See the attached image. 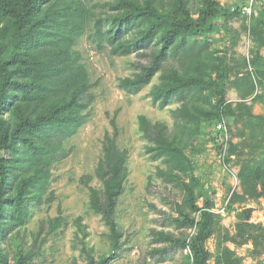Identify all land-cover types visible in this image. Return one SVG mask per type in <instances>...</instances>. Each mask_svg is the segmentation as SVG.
Returning <instances> with one entry per match:
<instances>
[{
    "label": "trees",
    "instance_id": "16d2710c",
    "mask_svg": "<svg viewBox=\"0 0 264 264\" xmlns=\"http://www.w3.org/2000/svg\"><path fill=\"white\" fill-rule=\"evenodd\" d=\"M93 1L0 0V264H35L40 248L12 261L2 246L16 240L17 230L28 224L34 208L55 200V194L49 193L53 169L70 156L66 143L88 122L95 84L76 49L84 36L100 52L109 48L115 57L136 54L149 59L139 72L119 79L120 89L138 94L161 72L150 93L153 103L160 108L179 104L171 110L173 130L163 121L138 117L147 153L166 165L158 169V176L181 195V201L171 203L173 213L159 210L177 233L153 229V242L159 246L148 255L165 259L187 251L189 264H212V259L213 264H243L244 258L229 248L220 245L216 255L208 249L209 240L221 228V216L214 212L212 197L203 198L205 184L191 156L203 154L207 142L215 141L211 131L221 134L218 125L224 122L228 129L230 119H247V126L257 125L264 132V117L254 115L247 103L251 96L264 103L263 95L256 93L264 84L258 69L263 57L256 54L239 65L227 52L213 47L212 37L221 33L218 22L239 17L241 7L232 11L221 0ZM257 16L251 27L255 40L257 26L264 27L263 8H258ZM260 41L263 46L264 39ZM169 60L176 65L165 69ZM229 87L240 93L236 105L227 99ZM118 114L111 117L112 130L104 136L94 173L81 180L89 192L88 208L107 227L109 241L108 252L96 256L87 245L89 233L79 217L75 249L85 264H112L124 246L118 207L130 171L129 152L118 142ZM198 140L202 145H196ZM226 144L224 161L229 163L241 153V145L231 138ZM238 177L243 192H232L229 211L238 202L264 198V149L242 159ZM95 179L99 187L91 185ZM252 213L251 208L242 209L236 233L225 239L240 247L251 245L250 256L258 260L264 255V225L252 223ZM61 214L49 220L50 233L67 224Z\"/></svg>",
    "mask_w": 264,
    "mask_h": 264
},
{
    "label": "rangeland",
    "instance_id": "374dc122",
    "mask_svg": "<svg viewBox=\"0 0 264 264\" xmlns=\"http://www.w3.org/2000/svg\"><path fill=\"white\" fill-rule=\"evenodd\" d=\"M98 0L93 1V3ZM247 0H221L225 6H230L232 11L238 7H244ZM264 10V0L256 5ZM241 15L231 20L222 19L218 22L221 33L212 37L215 48L227 52L229 57L236 63L249 60L256 54L263 59L259 60L258 69L263 74L260 78L264 83V45L260 46V39H264V27L257 26L258 34L256 40L251 33V27L255 26L258 16ZM76 49L81 52L83 62L86 64L91 80L95 84L92 93L95 102L89 112L88 122L77 134L68 140L65 147L71 151L70 156L63 162L57 164L53 169V178L50 192L55 194V200L50 204L33 209V214L28 224L16 232V240L10 239L3 244V248L10 254L12 261L23 260L24 254L30 250L37 251L38 257L35 264H85V258L81 252L75 249L77 226L75 221L81 217L82 223L87 226L89 233L87 245L93 248L96 256L106 254L109 250L107 239L108 229L101 218L91 212L88 208L89 192L82 184L84 176L93 174L101 157L104 136L111 132V117L119 111L117 122L120 128L118 139L119 146L129 152V178L125 186V192L121 197L118 207V222L122 229V240L124 246L120 256L112 264H189L188 252H174L165 259L152 258L148 252L159 245L154 244L151 232L153 229H167L177 231L171 227L169 221L162 215L163 210L173 213L172 202L174 199L181 201V195L177 190L167 186L158 176L159 168L165 169L162 160H153L147 153L148 142L139 131L138 117L145 115L152 121H163L171 130L174 128V120L171 110L179 106L173 102L164 108L153 103L151 91L160 82V74L153 82L138 94H129L118 86L119 79L131 77L140 71V65H145L149 59L133 54L128 57H115L107 48L100 52L95 44L84 36L78 43ZM173 60H169L165 69L175 66ZM243 72L244 68L238 66ZM257 94L264 97V84L259 86ZM251 96L247 103L252 106V113L264 117V103L254 101ZM227 99L236 105L241 101L237 88L229 87ZM247 119H230L229 138L234 144H240L241 153L225 163L224 157L227 150L223 147L222 133L213 130L211 138L206 144V151L200 155H192L196 164V173L205 186L201 194L203 198L207 195L212 197L215 207L214 212L221 216V228H219L209 242L208 249L216 255L220 245L234 251L243 257V264H257L259 260L264 262V255L256 260L250 256L251 245L237 246L227 237L236 233L238 223L237 214L242 209L253 210L251 222L264 225V198L238 202L229 211V201L232 192H243L238 174L241 169L243 158L249 157V152H261L264 149V132L257 125L254 127L246 125ZM257 123V122H255ZM228 135V134H227ZM201 140L196 145H202ZM221 149H218L217 146ZM228 149V148H227ZM245 152V153H243ZM92 186H100L95 179ZM203 199L199 204L202 206ZM64 217L67 224L56 232L50 233L49 220L60 215ZM185 235V234H184ZM183 236V235H181ZM222 241V244L220 242ZM214 259L211 260L213 264Z\"/></svg>",
    "mask_w": 264,
    "mask_h": 264
},
{
    "label": "built area",
    "instance_id": "2783aa9c",
    "mask_svg": "<svg viewBox=\"0 0 264 264\" xmlns=\"http://www.w3.org/2000/svg\"><path fill=\"white\" fill-rule=\"evenodd\" d=\"M261 1L262 0H250L248 4H246L244 7L241 8L242 13L246 14L248 16H253L254 14H257V12L255 10L256 9V5L260 4ZM233 10H235V9H233ZM218 130L223 135L222 143H223V147H225V149H226V147H227L226 143L229 140V134H228V129H227L226 124L224 122L220 123L218 125Z\"/></svg>",
    "mask_w": 264,
    "mask_h": 264
}]
</instances>
